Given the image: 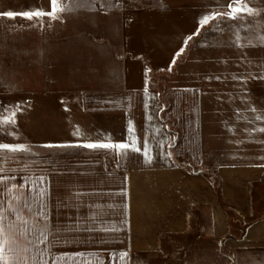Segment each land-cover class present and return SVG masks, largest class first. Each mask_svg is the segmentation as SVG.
<instances>
[{"label":"crops","instance_id":"crops-1","mask_svg":"<svg viewBox=\"0 0 264 264\" xmlns=\"http://www.w3.org/2000/svg\"><path fill=\"white\" fill-rule=\"evenodd\" d=\"M11 1L0 0V14L17 13L0 15V144L25 150H0L10 264H151L184 235L219 241L227 264H264V9L213 19L214 5L180 4L158 34L169 28L173 45L139 47L133 27L138 58L86 83L55 62V39L101 36L103 0H59L56 18L31 19ZM40 2L29 12L52 11ZM184 43L173 74L148 78L146 62L166 68ZM73 53L78 70L103 69L101 48ZM133 141L140 151L124 155L84 147Z\"/></svg>","mask_w":264,"mask_h":264},{"label":"rangeland","instance_id":"rangeland-1","mask_svg":"<svg viewBox=\"0 0 264 264\" xmlns=\"http://www.w3.org/2000/svg\"><path fill=\"white\" fill-rule=\"evenodd\" d=\"M104 8L100 13L99 17H102V22L98 20L97 25L100 28L102 25V35L94 37H72L70 39L63 38L62 36L56 37V63L58 65H62L64 62H74L73 65L77 67L79 63H81V59L78 55L73 53V49H102L101 55V63L103 69H92L81 67L84 69L78 70L74 67L71 71H67V73L71 78L77 77L84 79L86 83L98 82L100 78L108 77L110 72V65L121 62L124 58L128 56H133V58H138L136 55H132L130 53V45L132 38L130 37V33L134 30L137 33H144V36L138 38L135 36L133 38L136 43H138L139 47H144L146 49H151L152 47H157L159 43L161 45H167V47L174 44L175 38H172L169 35L170 29L167 30L166 37L158 34L163 32L159 29L164 25V21L162 18L168 15H174L175 8L180 4H191L195 5L193 8H197L203 14H210L212 7L214 8L216 13L229 12L231 9L228 7L229 4H232V7H237L235 0H117L115 2H110L109 0H103ZM40 0H12L11 2H7V10H21L30 11L37 8L40 5ZM214 5V6H212ZM212 6V7H211ZM240 7L247 6V8L252 9V13L256 7H262L264 9V0H241L239 5ZM3 8V7H1ZM6 8V7H5ZM247 12V11H246ZM249 13V12H247ZM160 19V20H159ZM159 20V21H157ZM209 21L207 24H210ZM72 24V23H71ZM173 24L172 22H166V26ZM201 28H206V24H202ZM203 28V29H204ZM161 31V32H159ZM159 32V33H158ZM61 33V32H56ZM134 33V32H133ZM61 35V34H60ZM97 41V43L93 44ZM190 41V39L188 40ZM68 44V45H67ZM186 43H184V49L179 51L172 59L171 63L168 67L154 70L150 67V65L146 62L145 71L148 78L155 77L157 80L160 77L165 75L173 74L175 63L178 62L182 57L185 56L187 49H185ZM69 46V47H68ZM164 47V46H163ZM70 48V49H68ZM63 49L66 50L63 53ZM72 49V50H71ZM117 49L120 51L119 59H116L118 56L115 55ZM126 49V50H125ZM158 49V48H157ZM116 50V51H115ZM90 50H86L82 56L84 61L89 62L90 60H94L89 56ZM87 55V56H86ZM97 61L99 59L97 58ZM65 64V63H64ZM118 65V72L121 74L122 72V64ZM80 66V65H79ZM62 68H59L60 75L63 74L64 71H61ZM68 77V76H67ZM99 78V79H98ZM195 239V238H194ZM193 239V240H194ZM202 241H197L191 243V239L184 235L183 238L174 241L171 250L169 253L173 252L170 257L163 256L161 257L155 255L152 258L151 264H227L228 260L224 257L227 253L226 248L223 247L218 241L214 246L211 245H202ZM192 244V245H191ZM209 252V253H208ZM213 254L214 257L209 258L207 261V256L209 254ZM204 254V255H202ZM188 255H192L191 259ZM196 255V256H195ZM202 255V256H201ZM184 256V257H183ZM196 258H195V257ZM193 258V259H192ZM197 259V260H196ZM203 259L205 261H203ZM140 264H143L140 262Z\"/></svg>","mask_w":264,"mask_h":264},{"label":"snow or ice","instance_id":"snow-or-ice-1","mask_svg":"<svg viewBox=\"0 0 264 264\" xmlns=\"http://www.w3.org/2000/svg\"><path fill=\"white\" fill-rule=\"evenodd\" d=\"M235 3L237 4V7H232V4H229L228 7L231 9L230 12L227 13V15H229L231 18H235L237 13L240 12H252V9L247 8V6L244 7H240V3L241 0H235ZM51 4H52V11L49 13H45L42 11H34V12H24L22 13V15H24L25 17L31 19L33 16H44V15H48L51 16L53 18H56L57 13L64 11L65 8L59 3V0H51ZM214 14L211 18H215ZM0 15H6L8 17H15L17 15V13L14 12H7V13H2ZM210 17L209 16H205L201 23L202 24H207L209 22ZM12 116V123H15L14 117H15V113L13 112L11 114ZM7 121H0V123H4ZM264 131V130H262ZM135 141H133L132 145H129L127 143H119V144H111V143H104V144H95V143H89L84 145V147L87 148H115L118 149L120 151L121 155H124V150L129 149L130 147L132 148L133 151H140L139 148L134 147ZM0 150H8L11 152H16V151H24L25 149L23 148V146L20 145H9V144H0ZM145 155L147 156V152H145ZM6 217L3 215V213H0V264H10V259L9 257L6 255V252H12L13 251V243H14V238L9 234L8 231H6L5 229V221ZM11 227V226H9ZM25 251H27V249H25ZM11 264H19V258L15 257L11 260ZM26 264V261H25Z\"/></svg>","mask_w":264,"mask_h":264}]
</instances>
